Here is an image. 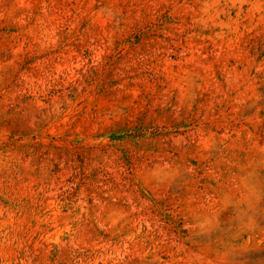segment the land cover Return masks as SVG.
I'll list each match as a JSON object with an SVG mask.
<instances>
[{
  "label": "rangeland",
  "instance_id": "374dc122",
  "mask_svg": "<svg viewBox=\"0 0 264 264\" xmlns=\"http://www.w3.org/2000/svg\"><path fill=\"white\" fill-rule=\"evenodd\" d=\"M0 264H264V0H0Z\"/></svg>",
  "mask_w": 264,
  "mask_h": 264
}]
</instances>
